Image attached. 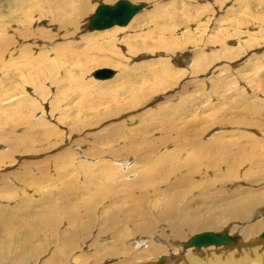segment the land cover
I'll return each mask as SVG.
<instances>
[{
  "label": "rangeland",
  "instance_id": "obj_1",
  "mask_svg": "<svg viewBox=\"0 0 264 264\" xmlns=\"http://www.w3.org/2000/svg\"><path fill=\"white\" fill-rule=\"evenodd\" d=\"M110 1L91 0L88 15L69 24L45 20L50 33L34 38L55 49L31 50L20 28L17 38L0 36L3 263L23 250L2 240L28 229L32 247L51 251L68 231L89 223L92 234L112 216L162 219L143 241L166 244L175 241L164 216L173 207L216 221L217 205L249 206L246 220L184 231L181 244L264 218L255 214L264 208V0H127L143 8L127 26L80 31L98 5L118 0ZM12 5L0 0V18ZM41 48L48 54L36 55ZM29 64L40 79L26 73L35 71ZM101 68L116 75L96 81L91 73ZM243 244L192 252L264 264V242Z\"/></svg>",
  "mask_w": 264,
  "mask_h": 264
},
{
  "label": "bare ground",
  "instance_id": "obj_2",
  "mask_svg": "<svg viewBox=\"0 0 264 264\" xmlns=\"http://www.w3.org/2000/svg\"><path fill=\"white\" fill-rule=\"evenodd\" d=\"M90 1L91 0H13V5L11 7H7L8 9L6 10L7 13L5 17L0 18V36L8 39V37L6 36H9V34H12L11 35L12 37L17 38L18 35L14 32V30L17 28H20L21 30H24L23 33L25 34L22 36L23 37L22 39H25L28 42H30V44H28L27 46L31 50H33L34 48L30 46L36 43H38L36 45H45V48L48 50L51 49L50 48L51 46H53L52 49H55V45H51V42H48V41H46L47 43L43 42L44 39L42 38L46 37V35L50 33L48 28L52 27V26L47 25L45 20H50V22H52L53 24L64 25V24H69L72 21L82 19L88 15L87 13L92 7ZM97 1L99 2V0ZM103 1L108 2V0H103ZM134 1L137 2V0H134ZM137 5H140V4H137ZM140 6H141L140 11H138L131 18V20L133 18L138 17L137 14L139 12L141 14V10L143 8H142V5ZM88 19L89 17L85 20V25L83 27L81 26L82 27L81 30H80L81 28L80 26L77 28L76 38L80 36L78 33L79 30L87 34L93 32L87 29ZM130 21L125 26H127L130 23ZM7 22H10V23L6 24ZM125 26H114L106 30H112V29L116 30V28L125 27ZM84 27H85V31L83 29ZM34 37H42V38L38 40V38L35 39ZM30 38H33L34 41ZM58 42L59 41L55 43H58ZM34 51L35 52L38 51L36 53V55L38 56H41L46 53L44 52L45 50L43 48H41L40 50H34ZM110 63L111 62H109V64ZM23 67L25 66L23 65ZM26 68H33L35 70V71H32L30 69H26V73L30 77L32 75H36V77L40 79V76H38L39 71L36 72V70L38 69L37 66L29 64L26 66ZM101 69H109V68H101ZM113 71H114V76H115L116 72L115 70ZM92 73H91V77H92ZM110 79L96 80V81H108ZM249 189H252V188H249ZM248 207L249 206L247 204H242V203L231 205L230 208L226 205H219V206L217 205L213 211L221 215V218L216 221H212L214 219H209L206 221L195 219L196 210L193 207H182L179 209L175 208L178 210L177 212L176 210L174 211V207L169 210L165 209L166 212L164 213V216L168 223V225L166 226V229L168 230L170 234L168 235L171 236L169 238H172L173 240H175L172 244L167 243L168 245L166 244V242L165 243L164 242L162 243L152 242L153 239L151 240L149 238H147L146 241H143V238L145 235L151 237V234L152 232H154L155 225L157 224V222L163 221L162 219H155L154 217L152 218V216L148 215V212L147 213L143 212L142 214L138 215V218L140 220L139 223L134 221V219H136L137 217L133 219H126L120 222L118 221V218H116L115 216H112L111 222H109V220L105 222L106 224L103 222L96 229L95 232L93 231L92 237H91L92 235L91 234L92 232L91 224L88 223L85 225H81L80 229L68 231L67 234H65L63 237H60L59 241L62 239L63 242H61L60 246H58L57 248L54 247L51 251L50 250L47 251V248L45 250H40V249H36L32 247L31 244L33 243V239H34L33 232H35V230L28 229L27 234L21 239H19L18 237H14L12 234L11 235L9 234V236L5 237L2 240V244L4 246H7L8 243H12L13 245L20 247L19 251L21 250L23 251L20 252L19 255L15 257V259H10L9 263H3L5 259L2 256H0V264H17V263L22 264L24 262H28V260H31V259H36V260L39 259L38 260L39 263L37 262L38 264H110L111 261H115L113 264H148V261L151 262L149 264H175V263L177 264L176 261L179 262L180 260L181 262L178 264H211L210 263L211 261L212 263L215 262L216 264L217 262L220 264V262H222L221 260L226 259V257L223 259L222 256L221 258V257H216V254H213L214 256L211 254V255H206L204 257L198 258L196 255L198 253L192 252V251L201 250L202 248L209 249L208 247H201L199 249H195L192 247H188V248L185 247L186 243L185 244L183 243L184 245L181 244L183 242L182 240L186 238L185 237L186 233H184V231H188L189 233L197 232V230H200V229L215 231L220 228L222 223L225 222V219H228L229 221L231 220L232 221H239V220L244 221L248 217V211H247ZM262 210H264V208L257 210L255 214L260 216L259 212H261ZM42 225L44 227L43 222H42ZM233 225H229L224 230L226 231L224 233H226L231 238L234 237L233 239L236 240V244H234V246L237 245L238 242H241V244H243V242L250 241V243L258 247L257 246L258 243L260 245V242H264V241H261V240H264V236H262L264 234V218L261 220H256L251 225L245 226L244 228H240V227L235 228V226H239V224L235 226ZM7 226L10 227V225H7ZM165 235L167 234L165 233ZM257 235H259L258 236L259 240L255 242L253 241V239L255 240V237H257ZM140 236H143V237H140ZM51 238H53V235L51 236ZM81 238L82 240H80ZM107 240H109L110 242L104 245L103 243H105ZM100 243L102 244V247L99 245ZM223 246L228 247L229 245H223ZM209 247H214V246H209ZM218 247H222V246H218ZM2 248H5V247H2ZM248 249L249 251L250 250L254 251V249L252 248H249V247L245 248V250L247 251ZM217 250L216 252H218ZM236 252L237 251H235V253ZM206 253H209V251ZM219 253L221 254L222 252L219 251ZM254 253H256V250L254 251ZM181 254L182 256H180ZM227 254L229 255V253ZM164 257L167 260L164 259Z\"/></svg>",
  "mask_w": 264,
  "mask_h": 264
},
{
  "label": "water",
  "instance_id": "obj_3",
  "mask_svg": "<svg viewBox=\"0 0 264 264\" xmlns=\"http://www.w3.org/2000/svg\"><path fill=\"white\" fill-rule=\"evenodd\" d=\"M140 9V5L132 4L127 0H118L113 5L100 4L89 17L87 29L90 31H103L114 26H125ZM113 76L114 71L111 69H97L92 73V78L95 80H107ZM234 244H236V240L224 232L219 234L202 232L193 235L186 242L185 247L199 249L201 247L232 246Z\"/></svg>",
  "mask_w": 264,
  "mask_h": 264
}]
</instances>
